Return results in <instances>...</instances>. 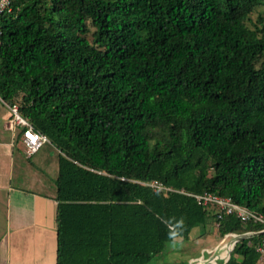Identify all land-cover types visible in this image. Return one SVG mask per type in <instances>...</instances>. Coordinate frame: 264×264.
Segmentation results:
<instances>
[{
	"label": "trees",
	"instance_id": "trees-1",
	"mask_svg": "<svg viewBox=\"0 0 264 264\" xmlns=\"http://www.w3.org/2000/svg\"><path fill=\"white\" fill-rule=\"evenodd\" d=\"M0 96L59 151L56 264H149L172 218L260 264L264 223L190 194L264 220V0H11Z\"/></svg>",
	"mask_w": 264,
	"mask_h": 264
},
{
	"label": "crops",
	"instance_id": "crops-1",
	"mask_svg": "<svg viewBox=\"0 0 264 264\" xmlns=\"http://www.w3.org/2000/svg\"><path fill=\"white\" fill-rule=\"evenodd\" d=\"M10 115L0 102V264H56L59 151L47 141L28 155L22 135L15 140L21 127H9ZM220 257L214 259H228Z\"/></svg>",
	"mask_w": 264,
	"mask_h": 264
},
{
	"label": "built area",
	"instance_id": "built-area-1",
	"mask_svg": "<svg viewBox=\"0 0 264 264\" xmlns=\"http://www.w3.org/2000/svg\"><path fill=\"white\" fill-rule=\"evenodd\" d=\"M10 4H11V0H0V13L4 12L5 10H9ZM0 102L3 103L5 106H7L10 110L11 115L8 122L9 127L17 125L20 126L21 128H24L22 137L28 155L37 151L44 142L48 141L45 135H43L39 131H36L32 127V125L18 113L17 105L15 104L11 105L10 103L4 101L1 98V96H0ZM147 184L157 189H164V190L168 189L163 187L162 184L156 182H150ZM190 195H192L197 200V202L203 206H209V205L216 206L217 208L216 212L218 218H221L225 214L227 215L234 214L237 217H239L241 221H247L250 218H253L254 220H259L264 223V220L261 215H256L250 212L245 207H242L237 203H235L230 197H221L219 195L212 194L210 192H204L201 194H190ZM262 231H264V229ZM229 237L232 236H228V235L224 236V238H229ZM228 242H226L225 246H227ZM227 248L228 246L226 247V250ZM256 249L262 254V256L264 255V238L262 239L260 244L257 245ZM215 257L216 256H212L211 258L206 259L207 261L202 260V263L201 262L200 263L206 264V262L208 263L209 261H211L212 263L216 264L214 259ZM222 258L223 260L227 258L226 251L223 254Z\"/></svg>",
	"mask_w": 264,
	"mask_h": 264
},
{
	"label": "rangeland",
	"instance_id": "rangeland-1",
	"mask_svg": "<svg viewBox=\"0 0 264 264\" xmlns=\"http://www.w3.org/2000/svg\"><path fill=\"white\" fill-rule=\"evenodd\" d=\"M230 239L222 237L216 223L211 221L208 225L193 227L186 238L177 237L175 242L166 243L163 252L153 256L149 264H201L202 260L212 256L222 257L227 247L225 244ZM216 261L218 264L222 262L218 258ZM263 262L264 255L261 259Z\"/></svg>",
	"mask_w": 264,
	"mask_h": 264
},
{
	"label": "clouds",
	"instance_id": "clouds-1",
	"mask_svg": "<svg viewBox=\"0 0 264 264\" xmlns=\"http://www.w3.org/2000/svg\"><path fill=\"white\" fill-rule=\"evenodd\" d=\"M173 220H175V218H172L170 220H163L162 222H164L168 228H169V238L175 242L177 237L179 236V231L180 229L183 227V220H175V223H173Z\"/></svg>",
	"mask_w": 264,
	"mask_h": 264
},
{
	"label": "water",
	"instance_id": "water-1",
	"mask_svg": "<svg viewBox=\"0 0 264 264\" xmlns=\"http://www.w3.org/2000/svg\"><path fill=\"white\" fill-rule=\"evenodd\" d=\"M249 234L251 233H243V234H236V235H233L231 237V239L229 240V242L227 243V250H226V254L227 256H229L231 250L233 249L234 247V244L239 240V238H242V237H246V236H249ZM207 261V260H206ZM207 263V262H206Z\"/></svg>",
	"mask_w": 264,
	"mask_h": 264
}]
</instances>
